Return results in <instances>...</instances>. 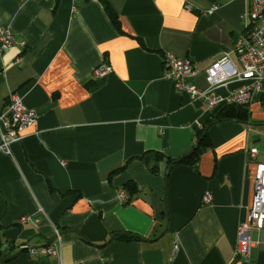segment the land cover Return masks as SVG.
I'll use <instances>...</instances> for the list:
<instances>
[{
    "label": "crops",
    "instance_id": "0c3cea01",
    "mask_svg": "<svg viewBox=\"0 0 264 264\" xmlns=\"http://www.w3.org/2000/svg\"><path fill=\"white\" fill-rule=\"evenodd\" d=\"M106 1L119 26L101 0H0L16 41L0 48V114L16 94L38 115L11 154L0 150V258L26 246L0 264H264V229H250L248 259L236 256L254 199L248 151L264 160L259 96L248 121L210 125L194 156L213 112L164 78L172 54L208 88L206 70L244 35L249 0ZM103 64L111 73L99 79ZM57 230L59 256L29 252Z\"/></svg>",
    "mask_w": 264,
    "mask_h": 264
},
{
    "label": "built area",
    "instance_id": "2783aa9c",
    "mask_svg": "<svg viewBox=\"0 0 264 264\" xmlns=\"http://www.w3.org/2000/svg\"><path fill=\"white\" fill-rule=\"evenodd\" d=\"M213 8L210 12L215 10ZM242 18L246 23L243 37L236 40L232 53L225 54L220 60L206 70L208 88H198L194 80L200 70L188 59L177 58L168 54L165 59L164 78L173 82L178 93H186L193 100H202L214 112L223 106H245L264 93V0H249L248 10ZM16 44L14 34L9 27L0 26V48L5 50ZM235 55V60L231 57ZM20 63V59L16 62ZM111 73V68L103 64L95 72L97 78H104ZM236 84L232 88L231 85ZM224 88L227 93L220 95L218 89ZM38 115L35 110L28 108L18 95L12 94L8 98L6 111L0 114L2 126L0 150L11 154V145L21 140V133L37 123ZM249 163H256L253 174L254 199L247 222L238 229V246L236 256L248 259L253 245L249 236L251 228L261 231L264 229V160L258 161V150L248 151ZM122 198L127 194L122 192ZM204 203H210L212 196L203 197ZM32 222L36 225L40 220L31 216H24L20 224ZM55 242L41 250L30 248L29 252L35 256H59L61 251V235L56 231ZM179 246L176 245V249Z\"/></svg>",
    "mask_w": 264,
    "mask_h": 264
},
{
    "label": "trees",
    "instance_id": "16d2710c",
    "mask_svg": "<svg viewBox=\"0 0 264 264\" xmlns=\"http://www.w3.org/2000/svg\"><path fill=\"white\" fill-rule=\"evenodd\" d=\"M102 3L105 5L106 11L111 19V21L116 25L119 26V21L116 16V14L112 11L110 8L108 2L106 0H101ZM88 86L95 87L97 86V82H90ZM259 96V102L261 105L264 107V93H261ZM250 105V104H249ZM249 105L245 106H223L217 109L212 113V116L210 120L208 121L207 125L205 128L199 131V144L195 148L194 156H200L202 148L203 147H208L209 146V131L207 130L210 125H212L214 122L217 121H223V120H229V119H238V120H243V121H248L250 119V110H249ZM193 160V156L183 158L180 160H173L169 159V163L173 165H177L179 163H186L190 162ZM157 169V167L155 168ZM126 189H128L130 195H132L134 192L137 191V187L134 183H128L126 185ZM126 239H129V237H124Z\"/></svg>",
    "mask_w": 264,
    "mask_h": 264
},
{
    "label": "water",
    "instance_id": "95a60500",
    "mask_svg": "<svg viewBox=\"0 0 264 264\" xmlns=\"http://www.w3.org/2000/svg\"><path fill=\"white\" fill-rule=\"evenodd\" d=\"M169 170H170V168H169ZM63 234H64V232H63V233H60V235H63ZM56 238H57V237H56ZM56 238H54L52 241L54 242V241L56 240ZM25 250H26V246L23 245V246L21 247L20 251L17 252L16 254L11 255V256H8V257H1V258H0V263H6V262H9V261H11V260L17 258V257L20 256Z\"/></svg>",
    "mask_w": 264,
    "mask_h": 264
},
{
    "label": "bare ground",
    "instance_id": "6f19581e",
    "mask_svg": "<svg viewBox=\"0 0 264 264\" xmlns=\"http://www.w3.org/2000/svg\"><path fill=\"white\" fill-rule=\"evenodd\" d=\"M210 195V194H209ZM211 203V202H210Z\"/></svg>",
    "mask_w": 264,
    "mask_h": 264
},
{
    "label": "rangeland",
    "instance_id": "374dc122",
    "mask_svg": "<svg viewBox=\"0 0 264 264\" xmlns=\"http://www.w3.org/2000/svg\"><path fill=\"white\" fill-rule=\"evenodd\" d=\"M237 246H238V244H237Z\"/></svg>",
    "mask_w": 264,
    "mask_h": 264
}]
</instances>
